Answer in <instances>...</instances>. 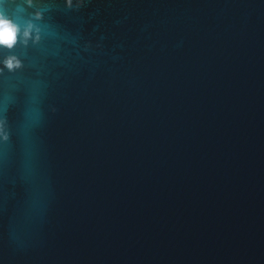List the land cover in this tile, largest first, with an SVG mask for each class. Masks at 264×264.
Returning <instances> with one entry per match:
<instances>
[{
	"label": "water",
	"instance_id": "95a60500",
	"mask_svg": "<svg viewBox=\"0 0 264 264\" xmlns=\"http://www.w3.org/2000/svg\"><path fill=\"white\" fill-rule=\"evenodd\" d=\"M0 12V264H264V0Z\"/></svg>",
	"mask_w": 264,
	"mask_h": 264
},
{
	"label": "clouds",
	"instance_id": "9594fccd",
	"mask_svg": "<svg viewBox=\"0 0 264 264\" xmlns=\"http://www.w3.org/2000/svg\"><path fill=\"white\" fill-rule=\"evenodd\" d=\"M68 4L69 6L71 5V0H68ZM27 5L31 7L32 0H27ZM35 16L36 18H39L40 13H35ZM34 30L36 33L39 31L31 21H28L23 28H21V25L14 19L6 15L4 12H0V47L11 50L18 42H20L21 37L25 46H27L29 40L36 42V40L39 39V35L36 34L35 37H33ZM3 64L10 72L21 67V61L13 55L6 57ZM0 71H2V69H0ZM0 130H2V127H0ZM4 139H8L7 135H4Z\"/></svg>",
	"mask_w": 264,
	"mask_h": 264
}]
</instances>
